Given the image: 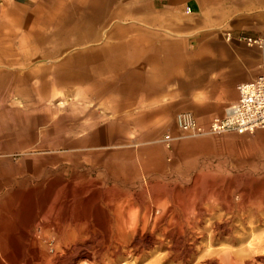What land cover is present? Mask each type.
Segmentation results:
<instances>
[{"label": "rangeland", "instance_id": "obj_1", "mask_svg": "<svg viewBox=\"0 0 264 264\" xmlns=\"http://www.w3.org/2000/svg\"><path fill=\"white\" fill-rule=\"evenodd\" d=\"M172 1L0 0V177L10 181L6 192L19 189L27 168H72L80 155L81 168L89 171L96 162L85 154L104 150L153 154L158 194L163 199L171 187L174 215L180 217L190 215L196 175L203 191L206 183L231 180L242 188L264 187V129L245 136H196L177 125L183 110H192L205 131L223 114L231 102L212 100L220 92L216 82L203 86L217 55L207 59L203 54L209 45L217 52L219 40L230 50L245 44L219 37L217 25L211 28L215 41L208 43L202 33L207 12L192 18L185 14L191 0L170 6ZM248 48L264 57L258 48ZM235 92L232 103L239 97ZM224 95H231L228 86ZM167 135L172 137L169 145ZM111 160L113 168L131 170L128 180L138 170L135 159ZM121 195L110 192L99 199L100 205H118L125 199ZM142 198L147 207L149 194ZM162 212L160 208L157 214ZM231 217L222 209L214 218L205 216L199 228L212 235L216 222L228 225ZM256 225L242 243L229 242L226 233H213L211 244L208 236L198 243L212 259L227 249L240 257L264 237V226ZM166 251L158 250L141 264H154ZM196 255L186 263L172 257L159 264H196L202 252ZM260 259L251 257L245 264H264Z\"/></svg>", "mask_w": 264, "mask_h": 264}, {"label": "bare ground", "instance_id": "obj_2", "mask_svg": "<svg viewBox=\"0 0 264 264\" xmlns=\"http://www.w3.org/2000/svg\"><path fill=\"white\" fill-rule=\"evenodd\" d=\"M123 153L104 150L85 154L96 162L89 171L81 168L79 160L84 157L80 155L72 168H27L20 176L19 189L8 192L10 181L0 177V264H130L131 260L141 264L163 249L166 255L154 264L172 257L186 263L198 252L202 256L196 264H245L251 257L264 258L262 235L243 249L240 257L227 249L212 259L205 246L198 243L208 236L211 244L213 233L229 234L227 240L236 244L247 241L256 224L264 226V187L242 188L231 180L226 185L206 183L203 191L196 175L191 182L194 199L190 215L180 217L174 215L171 187L163 199L158 194L159 171L154 155ZM121 158L138 162L130 180L127 172L131 170L113 168L111 159H117V163ZM96 168L102 172L94 174ZM136 187L140 190L134 192ZM110 192L121 193L125 199H119L118 205H100L99 199ZM143 193L150 197L147 207H143ZM237 194L239 201L235 200ZM257 198L260 202L254 203ZM113 208L116 212L109 215L108 210ZM160 208L163 212L159 215ZM222 209L232 215L231 224L218 221L212 235H207L199 228L204 217L214 218Z\"/></svg>", "mask_w": 264, "mask_h": 264}, {"label": "crops", "instance_id": "obj_3", "mask_svg": "<svg viewBox=\"0 0 264 264\" xmlns=\"http://www.w3.org/2000/svg\"><path fill=\"white\" fill-rule=\"evenodd\" d=\"M176 0H173L170 6H175ZM190 9V13L186 10ZM207 12V14H204ZM186 15L192 18L202 16V33L207 37L208 43L214 42V36L211 28L217 25L218 36L225 39L226 34L233 35L234 40L239 37L256 38L264 32V0H191L187 3L185 9ZM214 46L206 47L207 59L217 55V62L209 64V73L207 78H203V86L206 84L212 87L216 82L219 93L214 101H220L222 104L232 103L237 97V87L240 84L251 82L259 76H264V57L256 49H251L245 45H240L235 50H230L229 46L219 40L218 51H214ZM190 85L191 82L187 81ZM205 85V86H206ZM231 95L225 98L224 90L227 88ZM225 87V88H224ZM203 88V87H202ZM198 95L196 96L197 99ZM227 106V107H228ZM226 107V108H227ZM225 108V110H226ZM225 110L221 116L223 117ZM181 113H191L196 119L197 115L192 110H183ZM198 121V119H197Z\"/></svg>", "mask_w": 264, "mask_h": 264}, {"label": "built area", "instance_id": "obj_4", "mask_svg": "<svg viewBox=\"0 0 264 264\" xmlns=\"http://www.w3.org/2000/svg\"><path fill=\"white\" fill-rule=\"evenodd\" d=\"M190 12V9L186 10V13ZM225 39L227 42H232V34H226ZM236 41L248 47H256L264 54V32L256 38L239 37ZM237 91L239 94L238 100L226 108L223 117L214 119L207 131L199 126L196 118L190 113H180L178 115L177 125L179 129L184 133L196 136L207 133L213 135L233 133L245 136L264 129V76L240 84ZM171 141L172 137L170 135L165 136L164 142L167 145Z\"/></svg>", "mask_w": 264, "mask_h": 264}]
</instances>
